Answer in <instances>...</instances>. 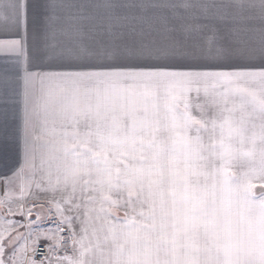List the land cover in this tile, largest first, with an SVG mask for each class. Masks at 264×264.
<instances>
[{"label":"snow or ice","instance_id":"6c2138e0","mask_svg":"<svg viewBox=\"0 0 264 264\" xmlns=\"http://www.w3.org/2000/svg\"><path fill=\"white\" fill-rule=\"evenodd\" d=\"M0 190V264H264V0H0Z\"/></svg>","mask_w":264,"mask_h":264},{"label":"built area","instance_id":"2783aa9c","mask_svg":"<svg viewBox=\"0 0 264 264\" xmlns=\"http://www.w3.org/2000/svg\"><path fill=\"white\" fill-rule=\"evenodd\" d=\"M46 250V249H45ZM38 260L39 259H43V254H38L37 257H36Z\"/></svg>","mask_w":264,"mask_h":264},{"label":"rangeland","instance_id":"374dc122","mask_svg":"<svg viewBox=\"0 0 264 264\" xmlns=\"http://www.w3.org/2000/svg\"><path fill=\"white\" fill-rule=\"evenodd\" d=\"M4 193L2 190H0V197H3Z\"/></svg>","mask_w":264,"mask_h":264}]
</instances>
